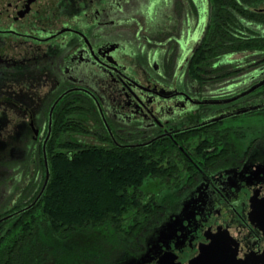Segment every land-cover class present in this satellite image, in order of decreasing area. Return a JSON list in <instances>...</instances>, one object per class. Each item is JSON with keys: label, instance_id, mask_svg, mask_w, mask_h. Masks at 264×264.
I'll return each mask as SVG.
<instances>
[{"label": "flooded vegetation", "instance_id": "1", "mask_svg": "<svg viewBox=\"0 0 264 264\" xmlns=\"http://www.w3.org/2000/svg\"><path fill=\"white\" fill-rule=\"evenodd\" d=\"M228 1L0 0V99L9 83H25L26 93L6 94V104L29 120L31 147L43 145L49 120L51 133L59 113L84 104L112 146L173 147L172 160L164 162L172 175L154 180H177L180 187L164 196L140 249L126 248L112 264H194L202 253L207 264L222 245L244 263L264 251L253 217L264 206V142L236 150L230 138L239 131L223 123L241 117L216 122L264 105V86L230 104L205 103L263 81L264 62L250 54L244 62L230 59L243 54L213 57L207 48V65L193 64L206 28L224 22L219 9L240 24L252 21L234 6L264 14V0ZM154 9L156 20L149 22Z\"/></svg>", "mask_w": 264, "mask_h": 264}, {"label": "trees", "instance_id": "2", "mask_svg": "<svg viewBox=\"0 0 264 264\" xmlns=\"http://www.w3.org/2000/svg\"><path fill=\"white\" fill-rule=\"evenodd\" d=\"M234 1L237 0L228 2ZM242 2L251 4L262 0ZM232 10L252 22L237 23L231 18L230 10L219 9L224 22L212 25L208 32L206 28L193 59L194 65H207V48H211L213 57L250 54L259 63L264 62V36L259 32L264 27V14L244 6H234ZM209 33H213L212 38L207 37ZM193 73L196 79L200 78V69L195 68ZM65 115L61 117L59 113L53 121L45 145L49 179L39 201L30 210L0 224V230L9 227L4 233L0 231V264H42L41 258L49 249L51 239L61 241L71 233L88 228L106 225L117 235L135 237L148 218L160 209V203L168 199L145 201L141 188L149 179L172 175V167L164 165L165 161L172 160L170 144L156 143L140 149L118 148L111 145L107 132L98 127L86 104L78 112L70 110ZM86 117L94 122L96 131L93 135L103 146L85 147L72 141L71 135L87 132L84 127ZM255 122L264 129V115L257 116ZM38 145L42 178L31 181L16 207L2 213L0 219L31 204L41 191L44 166L42 143ZM158 181L168 191L180 187L177 180ZM0 183L4 182L0 180ZM48 254H52L51 250Z\"/></svg>", "mask_w": 264, "mask_h": 264}, {"label": "rangeland", "instance_id": "3", "mask_svg": "<svg viewBox=\"0 0 264 264\" xmlns=\"http://www.w3.org/2000/svg\"><path fill=\"white\" fill-rule=\"evenodd\" d=\"M154 11L155 9L149 15V22H153V19L156 20L154 18ZM201 22L200 24H202ZM259 32H264V27H261ZM245 57L246 55L243 54L233 56L230 59L234 62H239L240 60L244 62ZM243 66V68H246L245 65ZM249 72L247 71L241 74L245 77L244 80L249 78ZM23 79L27 78L23 77ZM12 83H9L6 88L2 89L4 96L0 99V180L6 183V186L4 183H0V215L14 209L18 199L24 195L31 181L40 180L43 175L38 158L40 146L38 143L33 145V147L29 145L32 138V132L28 127L29 120L20 117V115L18 116V114L16 115L14 110L10 108L11 106L6 104V94L15 92L25 94V88L27 89V87H23L22 85L25 83L22 82V85L16 81ZM231 84L232 82H229L227 85L223 84V87ZM216 86L218 85H212L211 90ZM8 87L12 88L8 89ZM33 91L39 93L40 89L34 88ZM239 117L241 118L223 123L224 126L235 125L233 128L239 131L236 136L230 138V143L234 148L236 150H242L245 146L252 143V140L258 141L255 144L263 143L264 129L260 128V123L258 124L253 120L256 117L247 115ZM84 121L85 131L89 133L80 132L71 135L72 141L85 147L103 146L104 144L99 143L93 135L96 131L94 129V122L90 118L87 119V117L84 118ZM40 123L43 125L44 120L42 119ZM63 136L65 138L67 134L65 133ZM154 179H149L150 181H147L141 188V193L145 201H149L151 198L161 200L164 196H170L173 192V190H166L164 185ZM4 207L6 208L2 211ZM157 214L158 210L148 218L145 225L141 227L140 232L135 237L124 234L117 235L113 233L110 227L105 225L95 229L88 228L80 232L71 233L61 241L53 238L49 242V249L44 252L41 258L42 264H112L126 256V248L130 247L134 251L140 249L145 232L154 223L158 216ZM8 228V226H4L0 231L4 233ZM49 250H51L52 254H48ZM71 255L75 257L73 258ZM67 256L71 257H68V259Z\"/></svg>", "mask_w": 264, "mask_h": 264}, {"label": "water", "instance_id": "4", "mask_svg": "<svg viewBox=\"0 0 264 264\" xmlns=\"http://www.w3.org/2000/svg\"><path fill=\"white\" fill-rule=\"evenodd\" d=\"M264 86V80L259 82L257 85L253 86L252 88L248 89L247 91L239 94L238 96H235L234 98L228 99V100H224V101H207L205 102L207 106H216V105H226V104H230L233 103L243 97H246L248 95H250L251 93L255 92L256 90H258L259 88ZM204 103V102H203ZM202 104V103H200ZM52 110L50 111V114L52 113ZM264 110V105H259V106H254V107H250V108H245L242 110H238L235 111L234 113H230L218 120H216V122L221 121V120H225L228 118H232V117H237V116H242V115H246L249 113H253V112H257V111H261ZM51 116V115H50ZM50 126H51V121L49 120V126H48V133L45 137L44 143L42 145V158H43V166H44V183L43 186L41 188V191L39 192L38 196L34 199V201L29 204L28 206L22 208L21 210L6 216L2 219H0V224L6 222L7 220L12 219V217L16 216L19 213H23L25 211L30 210L31 208H33L36 203L39 201L41 195L43 194L45 187L48 183V179H49V171H48V166H47V160H46V154H45V145L50 137ZM142 146H129V147H121V148H125V149H137L140 148ZM254 217V223L256 225V227L259 228L260 232L263 234L264 236V206L258 209H255V213L253 215ZM219 245V244H218ZM217 245V246H218ZM216 246V247H217ZM217 249H219L216 253L211 254V259L207 260V264H264V251L263 253L260 255V257L256 260H251L248 262H244V263H239L235 260H233V257L230 256V252L228 251V249L226 250L225 248L223 249V245L217 247ZM224 250V251H223ZM228 253V254H227ZM205 256L202 253L199 258H197V260L195 261L194 264H205Z\"/></svg>", "mask_w": 264, "mask_h": 264}]
</instances>
